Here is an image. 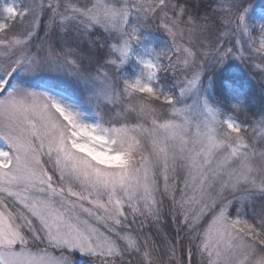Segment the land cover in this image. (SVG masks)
<instances>
[{
	"label": "snow or ice",
	"instance_id": "6c2138e0",
	"mask_svg": "<svg viewBox=\"0 0 264 264\" xmlns=\"http://www.w3.org/2000/svg\"><path fill=\"white\" fill-rule=\"evenodd\" d=\"M252 7L244 0L203 9L200 0H0V264H79L77 254L84 264H160L144 229L160 231L165 200L178 225L176 240L164 237L169 264H183L185 243L203 264H264V106L252 112L243 84L228 75L252 52L264 75V9L259 45L246 55L239 39L257 31ZM157 16L172 47L137 51L141 25ZM17 22L24 27L13 32ZM97 28L114 37L102 62L93 44L80 47ZM230 37L235 43L225 46ZM197 41L201 54L211 52L207 69L197 66ZM178 65L177 97L160 73ZM42 70L84 94L22 79ZM5 198L19 208L10 211ZM129 216L132 224L139 219V235Z\"/></svg>",
	"mask_w": 264,
	"mask_h": 264
},
{
	"label": "trees",
	"instance_id": "16d2710c",
	"mask_svg": "<svg viewBox=\"0 0 264 264\" xmlns=\"http://www.w3.org/2000/svg\"><path fill=\"white\" fill-rule=\"evenodd\" d=\"M183 2V0H181ZM190 3L195 5L197 3V0H190ZM244 3L246 5H253L254 7L250 8V10L264 9V0H244ZM215 6V0H200V7L203 8H210ZM20 22H17L14 26L12 31L13 32H20L22 31L24 25L19 26ZM257 31L253 33L250 36H244L241 35L239 39L242 41V46L246 50V55L249 50V46L252 42H255V45L258 46L260 42L259 37V23L256 24ZM143 37L146 36L147 39H145L148 42H152V44L155 45V49L159 51L162 47L167 45L168 48L172 47V42L168 38L166 32L163 28L160 27V20L157 16L154 19H148L141 25ZM42 34V31H41ZM114 40V37L110 36L108 33L104 32V30L97 28L92 34L90 41H84L80 43V47L88 50L90 43L93 44L92 51L95 54L97 61L102 62L105 54L108 52V45L112 43ZM236 37H230L224 41L225 46H232L235 43ZM182 43H187V39L185 38ZM103 45V47H101ZM197 48L200 49L198 51L197 55V66L203 64L204 67L207 69L211 66V52L209 51L208 56H204L202 53L203 46L199 44V42H196ZM238 47V46H237ZM169 55L172 57V61L175 62L177 54L174 52H170ZM256 55L254 52H252L251 57L247 60L246 63H242L240 61H234L233 67L231 68L228 75L230 77H234L238 83L243 84V90L247 95L248 101H249V108L252 112H258L262 106H264V75H262L260 72L256 70L255 67H253L254 60L256 59ZM169 61L167 59L164 60V63L167 64ZM92 70L95 69V64L91 66ZM191 70H189L190 72ZM161 77V84L169 89H173L175 92V95L179 96V85L184 80V72L180 70V66H177V69L175 70V73L173 74V70L169 69L166 72L160 73ZM158 103V102H154ZM165 108L167 106H164ZM178 107H182V105H178ZM160 117L164 118L167 113L166 112H160ZM240 120L244 121L245 124L251 123V115L247 113H242L238 117ZM131 122L135 121V116H130ZM249 135L252 134V129H248ZM182 186V185H180ZM170 202L165 200V209L163 218L160 222L161 229L159 232H157L156 229L148 227L144 229V234H151L153 237V241H150V244L155 247L156 241H159V246L161 250V256L160 258V264H163L165 261L168 262L167 256L163 255L165 248H164V237L165 234L168 238L172 239L173 241L177 239V230L178 225L173 223L172 217L168 212V206ZM249 216H251V213H249ZM207 219H210V213L207 217ZM132 218L130 219L129 224L131 225V230L138 235L139 233V219L136 224H132L131 222ZM151 223V222H149ZM183 234L181 233V236ZM154 242V243H153ZM188 247L189 245L187 243L184 244L183 252L182 254L178 252V255H181V258L183 259V264H185L188 260ZM158 256V255H157ZM163 257L166 259L164 260ZM191 264H203V261L199 254L195 252V249L193 247V255L190 257Z\"/></svg>",
	"mask_w": 264,
	"mask_h": 264
},
{
	"label": "rangeland",
	"instance_id": "374dc122",
	"mask_svg": "<svg viewBox=\"0 0 264 264\" xmlns=\"http://www.w3.org/2000/svg\"><path fill=\"white\" fill-rule=\"evenodd\" d=\"M260 14H261V10H259V9L250 10L249 13H248L249 23L250 24H254V25L258 24L259 23ZM22 25H23L22 23L19 24V26H22ZM22 27H24V26H22ZM36 43H37V41L34 40L33 41V46H35ZM55 43H56L57 50H58L59 49V40H56ZM133 46L134 47L136 46V42L135 41H133ZM238 47H240V46L238 45ZM147 48L155 49L154 45L151 44L150 42L146 41L143 38V36H142L141 37V43H140L139 47L137 48V51H141L142 52L144 49H147ZM127 68H128V72L129 73H131L133 71L132 65H128ZM22 79H26V80L30 81L32 84H42L44 82H54V83L58 84L60 87H62V88H67L70 91L76 92L78 95H83L84 94L82 88L76 86L67 77H65L63 75H60V74L56 73L55 71L42 70V71H40V72L30 76V77H26V78H22ZM188 103H191V100H189ZM5 199H6L7 207H8V209L10 211H15L17 208H19V205L15 204L12 199H10V198H5ZM131 218L132 217L129 216V221H130ZM89 219H90V222L95 224V221L92 218H89ZM131 222H132V220H131ZM97 226L101 227V230H103L101 225H97ZM158 244H159V241H156L155 248H158L160 250V246ZM32 247H35V248L34 249L31 248V251L37 252L40 248H43L44 245H38V246H32ZM54 251H56V250L54 249ZM54 251L50 250V248L48 249V252L51 255H58V254H55ZM156 254H160V251L154 253V255H156ZM166 264H169V262L166 261ZM185 264H191L190 257H189V260Z\"/></svg>",
	"mask_w": 264,
	"mask_h": 264
},
{
	"label": "bare ground",
	"instance_id": "6f19581e",
	"mask_svg": "<svg viewBox=\"0 0 264 264\" xmlns=\"http://www.w3.org/2000/svg\"><path fill=\"white\" fill-rule=\"evenodd\" d=\"M150 43L152 44V42H150ZM153 45H154V44H153ZM154 48H155V45H154ZM155 50H156V49H155ZM31 248L34 249L35 247H31ZM50 250L54 251V249H52V248H50ZM159 251H160V254H156V255H158V256L160 255V256H161V250H159ZM54 252H55V254H58L56 251H54ZM77 258H78V260H79V264H84V259H85V258H80L78 254H77ZM160 258H161V257H160ZM163 259L166 260L164 257H163ZM164 264H166V261L164 262Z\"/></svg>",
	"mask_w": 264,
	"mask_h": 264
}]
</instances>
